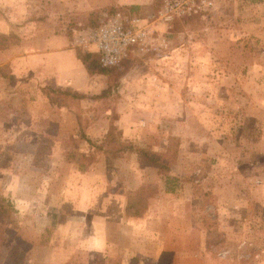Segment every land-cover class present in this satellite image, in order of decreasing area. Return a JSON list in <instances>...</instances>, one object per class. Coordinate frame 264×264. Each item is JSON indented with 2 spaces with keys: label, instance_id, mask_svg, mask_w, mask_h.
<instances>
[{
  "label": "rangeland",
  "instance_id": "1",
  "mask_svg": "<svg viewBox=\"0 0 264 264\" xmlns=\"http://www.w3.org/2000/svg\"><path fill=\"white\" fill-rule=\"evenodd\" d=\"M161 2L0 0V264H264V0L174 17L166 49L94 61L90 89L7 59Z\"/></svg>",
  "mask_w": 264,
  "mask_h": 264
},
{
  "label": "built area",
  "instance_id": "2",
  "mask_svg": "<svg viewBox=\"0 0 264 264\" xmlns=\"http://www.w3.org/2000/svg\"><path fill=\"white\" fill-rule=\"evenodd\" d=\"M211 5L212 0H162L151 18L113 11L93 25L77 23L71 29V45L95 54L99 66L111 68L129 57L166 49L165 34L174 17L183 18Z\"/></svg>",
  "mask_w": 264,
  "mask_h": 264
},
{
  "label": "crops",
  "instance_id": "3",
  "mask_svg": "<svg viewBox=\"0 0 264 264\" xmlns=\"http://www.w3.org/2000/svg\"><path fill=\"white\" fill-rule=\"evenodd\" d=\"M102 5L87 4L84 8L92 9L99 8ZM82 9V7H81ZM21 42V48L24 53L19 52L16 55L18 45H9L7 59L15 64V61L24 62V67L32 64V68L36 70L34 77L29 75L24 79L26 81L36 78L49 85L64 86L70 85L76 89H81L80 86H86L90 89V82H82L84 77H87L86 71L76 57L75 49L71 45V41L66 39L59 31L45 32L42 35L34 36L30 40ZM16 48V49H15ZM20 51V49H19ZM21 59V60H20ZM17 67L19 65L16 63ZM22 67L19 69H23ZM26 74L27 70H24ZM89 79V78H88ZM40 81V84L41 82ZM86 91V90H85Z\"/></svg>",
  "mask_w": 264,
  "mask_h": 264
},
{
  "label": "trees",
  "instance_id": "4",
  "mask_svg": "<svg viewBox=\"0 0 264 264\" xmlns=\"http://www.w3.org/2000/svg\"><path fill=\"white\" fill-rule=\"evenodd\" d=\"M75 54H76V57L82 63L85 70L88 73L93 72V69L91 67L93 66L94 61L97 62L96 55L93 53H87V52L81 53L79 51H75ZM101 68H103V67H101ZM74 95H76V94H74ZM136 154L139 156V163L140 164L147 163L148 165L155 167L158 174L164 175V176L167 175L166 180L169 179V175H168L169 170H168V166L166 165L167 161L164 159L162 154L156 153L154 151H147V150H141V149L137 150Z\"/></svg>",
  "mask_w": 264,
  "mask_h": 264
}]
</instances>
